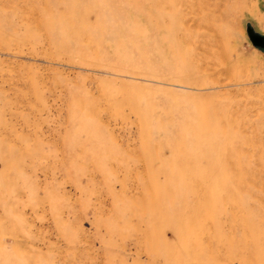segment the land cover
<instances>
[{
	"label": "rangeland",
	"instance_id": "374dc122",
	"mask_svg": "<svg viewBox=\"0 0 264 264\" xmlns=\"http://www.w3.org/2000/svg\"><path fill=\"white\" fill-rule=\"evenodd\" d=\"M264 0H0V264H264Z\"/></svg>",
	"mask_w": 264,
	"mask_h": 264
},
{
	"label": "water",
	"instance_id": "95a60500",
	"mask_svg": "<svg viewBox=\"0 0 264 264\" xmlns=\"http://www.w3.org/2000/svg\"><path fill=\"white\" fill-rule=\"evenodd\" d=\"M247 32H248L249 38H250V40L254 46H258L260 48L264 47V37L255 33V31H253V29H251V28H248Z\"/></svg>",
	"mask_w": 264,
	"mask_h": 264
}]
</instances>
